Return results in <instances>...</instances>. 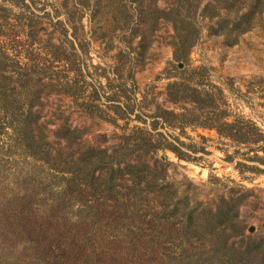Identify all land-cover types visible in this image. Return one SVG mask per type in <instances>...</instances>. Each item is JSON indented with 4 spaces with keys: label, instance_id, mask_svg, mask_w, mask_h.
I'll return each instance as SVG.
<instances>
[{
    "label": "rangeland",
    "instance_id": "rangeland-1",
    "mask_svg": "<svg viewBox=\"0 0 264 264\" xmlns=\"http://www.w3.org/2000/svg\"><path fill=\"white\" fill-rule=\"evenodd\" d=\"M153 1L164 12L182 4L200 5L195 19L199 38L183 60L174 56L173 23L155 22L140 13L149 10ZM207 3L224 15L223 0H0V99L4 100V95L13 99L8 103L26 116L20 121L29 123L25 129L17 126L5 116L0 101L1 189L20 198L31 193L32 208L38 210L41 198L34 194L61 182L35 154L39 146L52 159L50 166L59 161L63 167L81 165L80 153L88 147L107 149L108 154L115 152V163L135 160L157 172L162 169L164 184L174 187L176 213H170L172 204L164 209L163 200L155 193L147 205L151 217L167 213L166 218L179 230L164 249L166 256L177 255L180 246L186 249L191 243L202 249H220V254L222 248L242 252L248 246L264 244V141L252 146L238 144L214 129L180 127L173 117L168 120L176 124L156 117L158 109L206 117L189 98L172 100L171 86L178 83L210 98L229 122L250 123L264 136V12L261 26L227 40L215 32V22L201 14ZM62 125L76 130L80 147L58 141L56 130ZM147 139L160 148L151 150ZM168 143L185 158L161 148ZM30 176L35 178L29 180ZM229 206L231 215L235 213L233 225L226 229L219 225L220 235L210 237L217 226L213 223L217 211ZM102 209L99 221L95 214L83 215L89 222L96 221L92 228L79 224L83 230L77 236L76 230L67 233L78 245L75 251L84 254L70 256L72 264H128L131 257L123 256L122 242L152 245L168 239L152 240L147 225L143 226L144 235L108 239L106 227L115 228L119 219L110 220L113 211ZM191 210L211 221L204 234L207 237L201 241L183 237L187 226V213H183ZM115 214L112 218L118 217ZM20 222L31 224L27 219ZM180 235L181 240L172 246ZM28 246L23 241L15 249L4 245L0 264H47L28 256ZM171 259L173 256L168 257Z\"/></svg>",
    "mask_w": 264,
    "mask_h": 264
},
{
    "label": "trees",
    "instance_id": "trees-1",
    "mask_svg": "<svg viewBox=\"0 0 264 264\" xmlns=\"http://www.w3.org/2000/svg\"><path fill=\"white\" fill-rule=\"evenodd\" d=\"M142 6H144L143 3ZM180 6L164 12L160 11L156 7V2L153 1L149 10L141 11L140 13H144L155 22L165 20L173 23L175 31V36L173 37L174 56L178 60H183L199 38L200 30L195 24V19L200 5L189 4L183 7L184 4H182ZM212 7L217 10L214 8L216 6L213 3L205 4L201 9V14L204 17L208 15V20L211 23L215 22L218 26L215 32L224 34L227 40H231L233 34H236L237 37L242 33H247L261 26L264 0H223L221 8L224 15H222L221 11H212ZM185 11L188 14L187 16L182 15ZM209 11L212 13H209ZM209 14H216L217 17ZM214 18L218 19L214 20ZM140 19L144 18L140 17ZM15 74L20 77V73L16 72ZM171 89H174V92L170 91L169 94L174 102L179 101L178 96H185V98H189L190 103L195 105V109L204 111L206 117L204 119L200 117L193 118L188 117L186 114L176 115L170 111L158 109L156 117L165 123L171 124V122H174L168 120V118L173 117L177 120V124L180 127L200 125L214 129L219 135L227 137L238 144L252 146L264 141V136L259 133L254 125L247 122L243 123V121L229 122L227 114L219 111L220 107L212 104L210 98L208 99L197 89L178 83L172 85ZM4 96L5 99H0V101L1 110L5 116L18 123L17 126H25L24 129L27 128L29 126L28 120L20 121V118L26 116L22 115L20 110H16L12 102L8 103V100L13 101V99H8L7 95ZM28 115L32 116L31 114ZM10 124L12 125V123ZM37 124L38 122L35 125L38 126ZM75 131L68 126L62 125L56 130V138H58V141H64L66 146L75 145L80 147L81 140ZM146 143L153 151H157L160 148L159 146H161L153 144L149 139H147ZM161 148L169 149L179 158H185L186 156L170 143ZM37 150L35 154L38 158L40 157L45 161L46 165L50 167L49 172L53 176H59L58 178H61L63 184L61 182V184L57 183V186H51L49 191L45 187L39 189L40 193L34 194V198L37 199L38 196L41 198V206L34 211L32 208L34 202L29 200L31 193H25L22 198L12 194L9 195L3 188L1 189L3 182L0 180V251L4 249L6 244L9 248L15 249L23 241L29 245L28 251L30 254L28 256L34 259H43L47 261V264H72L70 256L79 258V254H84L82 250L75 251L76 241L71 240L67 233L76 230L77 236L82 229L78 228L79 224L85 226L83 228H92L96 221L100 220L102 208H108L118 214V217L112 218V216H116L112 212L111 215H108V218L114 222H116L117 218L119 219L115 228L106 227L109 230L108 239H125L127 237L126 234L129 236L144 235L143 226L146 225L147 230L150 231L149 234L154 237L152 240L168 238L160 244L152 245L122 242L121 245L126 250L123 256L131 257V262L127 260L128 264H170L176 261L180 264H264V256H262L264 244L262 243L254 244V247L248 246L242 252L240 249L225 251L222 248L224 252L221 254L220 249L218 251L202 249L200 246L193 247V243H191L190 247L186 246V249L180 246V252L177 255L166 256L164 253L168 249L166 246L170 242L169 240L175 236L176 231L179 230L176 229V225L170 223V219L166 218L167 213L159 212V218H154L151 217V213L147 209L149 197L155 193L163 200L164 209L167 206L170 208V204H172L174 210L170 211V213L177 212L175 210L178 207L177 203L173 204L175 199L174 187L164 184L165 177H160L162 172H164L162 169L157 172L149 164L139 163V161L135 160L134 162L129 160L115 163V152L108 154L107 149L96 150L89 147L80 153V158L83 160L81 165L75 164V167H73V164L63 167L56 158L58 163L55 162L50 166L52 159L43 151L42 146H39ZM70 164L72 163H67L66 165ZM67 175H70V177L67 178ZM33 178L35 177L30 176L28 179L31 180ZM121 181L125 182V185ZM24 182H27V180H24ZM116 182L119 183L116 184ZM123 190L124 192L122 193ZM95 196H98V198H91ZM119 197H122V199ZM91 200L97 202L93 203ZM22 201L23 206L20 208V202ZM76 208L77 210L75 211ZM100 209L101 212L99 211ZM74 212L77 213V216L73 215ZM217 212V221L213 222L217 226L210 231V237H213L212 234L220 235L219 225L224 229L233 225L231 219L234 218L235 213L231 215L230 206L228 209H220ZM186 213L187 226L183 237H185L184 235L193 236L200 241L203 238L205 239L207 236L204 234L210 228L211 221L208 220L207 216H201L202 214L195 210L185 211L183 214L186 215ZM91 214H95L97 217L95 222H89V219L85 220L83 217V215L90 216ZM24 219L29 220L28 223L31 224H22L20 221ZM50 219L52 220L50 221ZM56 223H59V225H56ZM105 224L107 226L109 221L107 220ZM204 227H206V230L203 229ZM181 238L180 235L172 241V246L177 241H180ZM66 242L71 243L66 244ZM191 247L193 250H190ZM170 256H173V259L169 261L168 257L170 258Z\"/></svg>",
    "mask_w": 264,
    "mask_h": 264
}]
</instances>
